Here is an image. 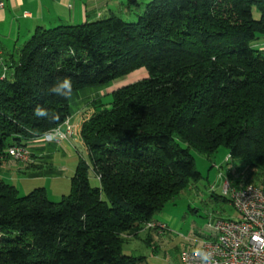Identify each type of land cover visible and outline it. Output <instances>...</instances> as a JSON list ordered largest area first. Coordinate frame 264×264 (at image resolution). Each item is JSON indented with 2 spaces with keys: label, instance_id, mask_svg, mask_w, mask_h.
I'll use <instances>...</instances> for the list:
<instances>
[{
  "label": "trees",
  "instance_id": "trees-1",
  "mask_svg": "<svg viewBox=\"0 0 264 264\" xmlns=\"http://www.w3.org/2000/svg\"><path fill=\"white\" fill-rule=\"evenodd\" d=\"M137 4L129 21L38 28L0 77V170L9 146H27L70 114L69 99L47 94L58 78L71 77L73 93L131 79L110 101L90 102L86 158L68 195H20L0 179V264H141L145 256L124 252L126 236L152 233L154 215L201 178L191 150L211 156L223 146L264 168V50L253 45L264 36V0ZM36 105L59 120L34 117Z\"/></svg>",
  "mask_w": 264,
  "mask_h": 264
},
{
  "label": "crops",
  "instance_id": "crops-1",
  "mask_svg": "<svg viewBox=\"0 0 264 264\" xmlns=\"http://www.w3.org/2000/svg\"><path fill=\"white\" fill-rule=\"evenodd\" d=\"M3 1L4 7L0 10V74L6 68L5 74L7 75L11 69L9 67L13 66L15 61L19 59L21 49L38 28L45 29L64 24H81L112 15L123 19L124 17L135 19L136 14L141 11V6L137 3L143 5L149 0ZM253 45L260 50H264V36L254 41ZM130 80L128 78L126 83ZM98 88L99 86L79 90L69 98V116L72 123L81 124L88 117L89 112L93 110L90 102L104 97H102V90ZM113 90L111 89L109 94ZM27 148L30 151V158L27 162H16L18 170L30 178L43 180L45 191L48 185L58 186V190L62 192L65 188L62 190L60 186H70V178L74 174L78 159L83 157L80 150L86 152L85 146L79 138L61 142L33 139L28 143ZM9 160L12 161L9 157L5 161ZM174 223L172 227L175 225ZM152 233L145 236L148 242L152 240ZM137 236H134V238H137ZM215 236L214 231L207 238L190 239L191 242L184 249L198 247L203 241L213 240ZM179 251H177V255L170 256L167 264L180 263L179 253L181 251ZM146 264H148L147 261Z\"/></svg>",
  "mask_w": 264,
  "mask_h": 264
},
{
  "label": "rangeland",
  "instance_id": "rangeland-1",
  "mask_svg": "<svg viewBox=\"0 0 264 264\" xmlns=\"http://www.w3.org/2000/svg\"><path fill=\"white\" fill-rule=\"evenodd\" d=\"M252 14L254 18L259 17V12L255 7ZM124 19L131 20L129 17H124ZM126 77L99 87L98 89L103 93L102 97L104 96L101 100L110 101L109 91L125 84L126 80L130 78ZM91 108L93 107L91 106ZM92 112L93 110L89 112L88 117ZM82 123L75 125L80 126L81 129ZM80 151L86 158L84 150ZM191 152L196 168L201 173V178L191 182L178 196L170 200L162 211L154 215V220L164 223L166 228H158V230L155 228V232L151 230L153 233L150 242L146 240V232L139 233L137 238L131 235L126 236L123 244L124 252L133 256H145L146 260L141 264H146V261L148 264H167L170 256L177 255V251H181L191 242L190 239L198 240L212 235L214 233L213 224L216 220L234 218L236 212L230 203V192L227 195L223 194V186L226 182L230 187H238L249 182L264 186V168L248 165L239 158H229L227 149L223 146L219 147L211 156L194 150ZM0 179L15 186L20 195H25L36 187L44 188L43 180L30 178L28 175L20 173L18 164L14 160L3 162ZM89 181L92 186L98 184L97 178L91 170ZM64 188L65 190L62 192L58 190V186L48 185L46 189L48 198L52 201H59L63 195H68L70 192V186H60V189ZM173 223L175 225L172 227Z\"/></svg>",
  "mask_w": 264,
  "mask_h": 264
},
{
  "label": "built area",
  "instance_id": "built-area-1",
  "mask_svg": "<svg viewBox=\"0 0 264 264\" xmlns=\"http://www.w3.org/2000/svg\"><path fill=\"white\" fill-rule=\"evenodd\" d=\"M3 7L4 1L0 0V10ZM5 71L6 68L0 74L1 78L5 77ZM59 125L58 139H54V133L49 130L34 139L47 142L81 139L80 126L73 124L69 116ZM6 154L16 162H27L30 158L27 146H9ZM229 192L230 203L236 216L216 220L213 224L215 238L203 241L198 247L183 249L179 254V264H201L196 255L199 248L207 249L212 254L215 264H264V188L252 183L230 187L226 182L223 194L227 195ZM147 227L158 230L166 228V225L149 223Z\"/></svg>",
  "mask_w": 264,
  "mask_h": 264
},
{
  "label": "clouds",
  "instance_id": "clouds-1",
  "mask_svg": "<svg viewBox=\"0 0 264 264\" xmlns=\"http://www.w3.org/2000/svg\"><path fill=\"white\" fill-rule=\"evenodd\" d=\"M73 91L74 86L71 77L65 76L63 78H58L51 86H49L47 94L63 99H69L71 98ZM33 116L53 123H56L59 120L56 112L42 105H36L33 108ZM59 128L60 125L57 124L56 128L49 130L51 133H54V139L59 138ZM196 255L199 257L201 264H215L212 254L205 248L197 249Z\"/></svg>",
  "mask_w": 264,
  "mask_h": 264
}]
</instances>
